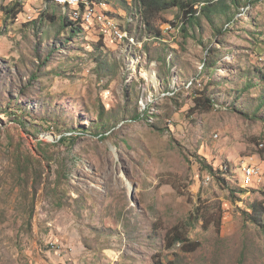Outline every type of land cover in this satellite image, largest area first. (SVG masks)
<instances>
[{
  "label": "rangeland",
  "instance_id": "rangeland-1",
  "mask_svg": "<svg viewBox=\"0 0 264 264\" xmlns=\"http://www.w3.org/2000/svg\"><path fill=\"white\" fill-rule=\"evenodd\" d=\"M104 1L120 25L139 5ZM240 1L184 36L162 13L131 64L99 16L0 0V264H264V0Z\"/></svg>",
  "mask_w": 264,
  "mask_h": 264
},
{
  "label": "bare ground",
  "instance_id": "bare-ground-1",
  "mask_svg": "<svg viewBox=\"0 0 264 264\" xmlns=\"http://www.w3.org/2000/svg\"><path fill=\"white\" fill-rule=\"evenodd\" d=\"M49 2L61 7L64 14L69 15V17H71V19H69L74 24H82L84 26H87L86 14H89L95 20H97V16H99L101 20L98 21L103 23L113 33V38H116L114 41L124 47L125 52L128 54L126 61L131 64L134 60L137 61L138 52L146 47L149 36L152 38V40L155 39L147 31V27L145 26L144 10L139 1V5L136 7L133 6V9H131L132 12L127 11V13H125V16H123V25H120V23L117 21L118 19L116 21L111 19L109 15L111 9H108V4L104 0H49ZM200 6L201 4H192V9L194 12H196L195 15L200 14ZM82 8H84V10H82ZM183 22L184 21H181L180 19V23ZM132 56H135V59L132 60ZM141 77L147 80L148 84L150 85H159V79L156 73L148 75L146 72H144L143 74H141ZM254 174L255 170L250 167V165H247L244 168L243 175L245 180L243 184H252Z\"/></svg>",
  "mask_w": 264,
  "mask_h": 264
},
{
  "label": "trees",
  "instance_id": "trees-1",
  "mask_svg": "<svg viewBox=\"0 0 264 264\" xmlns=\"http://www.w3.org/2000/svg\"><path fill=\"white\" fill-rule=\"evenodd\" d=\"M139 1V0H138ZM142 3V7L144 6L143 10L145 13V22L147 25V29L148 32L153 35L156 38H159L161 36L160 34V25L157 26V20L160 19L161 14L165 13L168 10H172L174 8H177L178 10V16L180 15V19L181 21H184V25L182 27V29L180 30V33L183 34V36L186 34V29L188 27L189 24L192 23V20H194L195 18H198V16L195 15L196 12L193 11L192 7H190V5L193 4V2L197 1L200 2L198 0H141ZM226 0H220L218 3V5ZM240 1V0H239ZM238 0H232V4L235 6L241 5V1L239 2ZM192 3V4H191ZM126 3H124L122 6L125 8L127 7V5H125ZM214 3H210L209 5H207L206 7L203 8L202 10V14L207 18L210 19V17L208 16V14L213 11V12H217L219 11L221 14H224L225 12L229 11L230 8H221V6H210ZM224 7H226V5L224 4ZM214 8V10L212 9ZM3 12L5 13L6 17H10V15L14 14L15 12V8H5L3 10ZM189 14V15H188ZM192 15V16H191ZM189 16V17H188ZM65 25H70L73 26L74 28L78 29V31H80V28L77 26H74V24H72V22H68L67 19L64 20ZM69 23V24H68ZM258 76L257 79L258 81H252L250 86H254V85H262L264 87V72L262 71H258ZM264 92V90H263ZM205 101L207 102V104L211 105L212 101L208 98L205 99ZM260 107H264V96H262L260 98V102L259 105L257 106V109ZM146 114V113H145ZM19 124H21L20 122H18ZM103 137V135H102ZM202 166L207 168L209 170V173L212 174L214 177H217V171L214 170L212 167L208 166V164L206 162L202 163ZM246 190H242V193H245ZM233 193V191H232ZM264 196V194H263ZM264 200L259 202V203H253L250 205V209H252V214L248 215L245 214V216L249 219L250 222L254 223L257 226H261V220H263V215H264ZM167 241H169L170 236H167ZM177 243H181L182 247H190L191 250L190 251H195L198 249V245L191 243L187 240V238H184L180 235H173L172 239L170 240V244H169V248H172L174 245H176Z\"/></svg>",
  "mask_w": 264,
  "mask_h": 264
},
{
  "label": "built area",
  "instance_id": "built-area-1",
  "mask_svg": "<svg viewBox=\"0 0 264 264\" xmlns=\"http://www.w3.org/2000/svg\"><path fill=\"white\" fill-rule=\"evenodd\" d=\"M201 6H204V5H201ZM201 6H200V8H201ZM190 7H192V5H190ZM82 10H84V8H82ZM86 15H87V26H92L93 24H96L97 25V28H98L97 21L92 16H90L89 14H86ZM98 35H100V37H101V33L99 31H98ZM115 39L116 38H110V39H104V40H106L108 42H111V41H113ZM198 89H200V86L194 87V90H198ZM194 90H189L188 93L193 92Z\"/></svg>",
  "mask_w": 264,
  "mask_h": 264
},
{
  "label": "clouds",
  "instance_id": "clouds-1",
  "mask_svg": "<svg viewBox=\"0 0 264 264\" xmlns=\"http://www.w3.org/2000/svg\"><path fill=\"white\" fill-rule=\"evenodd\" d=\"M141 3H142V2H141ZM126 5H127V4H126ZM142 5H143V3H142ZM143 8H144V6H143ZM248 8H249V9H248V11H249L251 8H250V6H248ZM144 16H145V13H144ZM144 19H145V18H144ZM72 24H73V23H72ZM74 26H75V25H74ZM146 51H147V49H146ZM224 168L226 169L227 166H225Z\"/></svg>",
  "mask_w": 264,
  "mask_h": 264
}]
</instances>
